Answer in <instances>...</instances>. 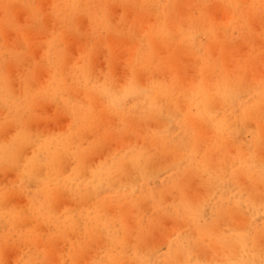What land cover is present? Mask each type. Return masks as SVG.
I'll use <instances>...</instances> for the list:
<instances>
[{"label": "rangeland", "instance_id": "obj_1", "mask_svg": "<svg viewBox=\"0 0 264 264\" xmlns=\"http://www.w3.org/2000/svg\"><path fill=\"white\" fill-rule=\"evenodd\" d=\"M40 1L9 0L6 8L11 10L10 17H2L0 11V63L7 62V73L8 69H13L15 78L8 73L13 85L21 73L9 66V62L21 59L27 70L24 75L30 73L28 67L38 64L41 57L38 60L36 57L45 50L41 46L46 44L40 36L45 38L51 32L59 34L60 39L52 48H46L45 59L52 70L62 69L54 87L58 93L57 104L42 98H38L39 104L30 97L19 99L16 95L14 98L0 78V121L9 114L19 121L28 120L30 126L26 133L29 142L22 148V166L11 169L0 159V195L3 196H0V264H106L105 260L115 252L123 254V264H240L248 258V254L242 257L245 252L239 246L240 236L251 239L246 249L251 250L254 257L246 264H264V210L250 209L247 204L251 191L256 193L257 201L264 200V134H260L250 120L252 113L261 111L264 114V94L251 88L247 80L258 83L264 77V0H98L96 17H92L95 32L90 28L89 17L76 12L77 17L64 21L49 13L48 0ZM44 5H47L46 11ZM29 6L38 10L32 29H28ZM74 6L80 9L79 4ZM87 9L81 11L90 14ZM89 9L91 11L92 6ZM185 18L193 19L195 25L186 31L184 40L188 28ZM21 20L23 22L18 23ZM156 20L159 29L155 36H146L148 27ZM26 34L32 39H28L29 43ZM70 38H73L71 42ZM67 40L73 45L80 43L76 48L77 57L75 51L70 52L73 45L68 48L71 45ZM154 40L175 53L169 69H163V61L154 50ZM87 43V63L80 64L79 54ZM159 52L162 51L157 49ZM34 54L36 57L32 59ZM248 54L255 57L252 67L246 71L241 84L228 83L227 96L216 94L219 92L216 90L215 93L210 87L208 91L213 92L209 99L197 94L190 103L178 101L173 105H179L178 109L192 116L176 113L172 118V112L163 114L160 128L169 147L151 149L154 151L149 154V168L139 171L127 163L115 175L105 178L95 174L112 153L133 160L141 156V148L149 147L148 136L159 124L146 125L137 119L150 105H153L154 113L158 110L155 94L141 88L148 77L165 81L173 75L186 85L206 78L216 84L219 67L233 68L236 61ZM194 57L199 62L197 66ZM130 58L141 72L137 84L127 87L119 96H110L109 82L116 87L121 81L128 80ZM74 63L75 67L71 68ZM36 72L30 77L31 92L43 88L40 83L45 81L39 77L46 80L45 74L40 73L42 69ZM71 83L90 87L108 99L113 108L123 111L126 116L132 115L133 130L116 137L114 134L109 136L118 127V118L113 114L102 115L100 128L107 137L91 152L97 117L83 97L72 94ZM176 91L180 96L186 92ZM39 107H49L51 114L44 108L41 113ZM191 118L211 123L210 130L202 132L205 127L199 122L192 127ZM233 121L237 123L229 128L227 122ZM36 123L40 124L41 131ZM67 123L71 126L67 127ZM168 127L169 131L164 132L163 129L168 130ZM215 134L227 141L216 143L217 148L211 156L213 163H221L225 157L228 161L223 166L228 172H223L225 176L214 184H205L202 175L212 173L213 178L215 175L214 168L205 171L200 149L214 143ZM83 147L89 148L84 156L80 152ZM38 148H41L38 152L40 161L47 160L50 153H58L60 158L59 171L51 177L54 180L52 193L44 168L33 174L23 170L26 160ZM252 155L254 158L246 162L245 159ZM188 161L190 164L186 166ZM241 163H248L251 178L243 171L241 173L245 168ZM76 166L80 170L72 174ZM232 171L237 172L229 179ZM60 174L66 178L63 182L55 179ZM254 178L258 181H253ZM60 193H63L62 207L55 199ZM185 202L190 210H184ZM62 208H67L70 216H63ZM238 219H242L240 223ZM74 238L83 241L75 252L70 250Z\"/></svg>", "mask_w": 264, "mask_h": 264}, {"label": "bare ground", "instance_id": "obj_2", "mask_svg": "<svg viewBox=\"0 0 264 264\" xmlns=\"http://www.w3.org/2000/svg\"><path fill=\"white\" fill-rule=\"evenodd\" d=\"M41 1H43V0H41ZM142 1L144 2L145 0H142ZM6 2L8 4H10L9 3V0H0V11L2 13L1 14L2 17H10L9 13H10L11 10H9V9L6 8ZM45 2H47V1H45ZM97 2H98V0H62V1H59V0H48L49 10H50L49 13L55 15V17H60V18L64 19V21H67L71 17H77L76 16V12H79V14H82V15H85L86 17H89L90 23L92 25V26H90V28H91L92 32H95V29H94L95 21H92L93 20L92 17H96V11H95V9H96ZM37 3H38V1H37ZM76 3L80 5V9L79 8H75L74 5ZM46 6L47 5L42 6V7H44V10L46 9L45 8ZM90 6H92L91 11L89 9ZM87 7H88V9L86 11L88 13L90 12V14H86V13H83L81 11V10L87 8ZM29 8H30V10L27 13L28 14L27 15V18H28V21H29L28 22L29 23L28 29H32L33 28V24H36L35 19L37 17H34V15L35 16L38 15V10L36 8H34L33 6L32 7L29 6ZM44 10H43V12L46 11V10L45 11ZM23 15H25V13ZM23 15H22V17H23ZM14 17H15V14H14ZM187 17H191V16H187ZM18 18L20 20V17H17V20H18ZM3 22H4L5 25H8V22H6V21H3ZM19 22L22 23L23 21L21 20V21H18V23ZM185 22H186V26H188V28L184 32V37H183L184 40L186 39V31L190 27H192L193 25H195V21L193 19L191 20L189 18H185ZM48 23H49V21H48ZM85 26H86V24H85ZM49 27H50V25H49ZM58 27H60V26H58ZM158 29H159V25L157 24V20H156L153 23V25H150V27H148L145 35L148 36V37H154L155 34H156V32L158 31ZM23 31H24V29H22V32ZM31 34H33V33H31ZM50 34L49 35H46L45 38L43 36H40V38L43 40L42 43L43 44H46V45L45 46H41V45H43L42 43H41V45L40 44L39 45L41 47H43V49L45 47V50H43V52H42L43 54H41V56L36 57V54H34V56H32V59H34L33 57H36L37 60H38L39 57H41V58H40V61L39 62L37 61L38 64L37 63H34V64H32L31 66L28 67V69L30 70L29 72L31 74L28 73L27 75H24L25 74L24 72H26L27 70H24L25 68H24V65H23V62H22L21 59H17V61H13V62L10 61L9 62L11 64L9 66H12L15 69H18V71H19L18 73H21V76L18 79L15 80L16 81V85L15 84L14 85L16 87L13 85V79L11 78L12 73H13V69L12 70L11 69H8V70H10V71H8V73L11 72V74H10L11 76H9L8 73H7V69L5 67V65L7 64V62L6 61H3V63H0V78L4 82L7 91L10 94H14L12 97L15 98L16 95H19V99L29 98L30 97L31 100H33V102L35 104H39L38 98H42V99L50 100L49 102H51V103L57 104L58 93H57L56 88H54V87L56 85V81H57L58 76H60V72H61L62 69L57 68V69L52 70L50 68L49 64L47 63L45 57L48 55V53L46 52V50L49 49L50 47L52 48L53 47L52 45L55 42L59 41L57 39H60V37H59V34L54 35L55 34L54 32H51ZM19 35H17V36H19ZM10 36H12V35H10ZM27 37L28 36L26 34L25 39ZM32 37H33V35H32ZM20 38H19V40H20ZM40 38L38 40H40ZM28 39H29V37L27 38V41H28ZM72 39L73 38H70L69 39V42H71ZM7 40H8V38H7ZM14 40H16V39H14ZM29 40L32 41L31 38ZM5 41H6V39H5ZM30 41H28V43ZM67 42H68V40H67ZM69 42H68V44L71 45V46L68 47V48H71L72 45H73V43H69ZM8 43H10L9 40H8L7 44ZM78 43H79V41H78ZM30 44H29V46H30ZM35 44H37V43H35ZM39 45H37V47ZM77 45H80V43L77 44ZM77 45H73V47L75 46V48L72 47V50L70 49L71 50L70 52L75 51L74 53H76L77 52L76 51ZM81 46H82V44H81ZM10 47H11V45H10ZM31 47H32V45H31ZM31 47L29 48V50L32 49ZM35 47L36 46H34V50H36ZM86 47H88V43H87V45L85 47H83V50H81V53L79 54V58L78 59L80 60L82 58V61H81L80 64L87 63L89 49H86ZM155 47H157V48H155ZM79 49H81V48L79 47L78 48V51H79ZM157 49L159 51H162V52L161 53L160 52L157 53ZM154 50H155V53L163 61V69L164 70L165 69H169V67H168L169 64L170 65L173 64V61L175 60V53L170 49V47H164L163 44L161 42L157 41V40H154ZM40 51L41 50H39V52ZM39 52L37 51V54H39ZM112 55L114 56V54H112ZM74 56L77 57V53H76V55L74 54ZM25 59H28V58L26 57ZM30 59H31V57H30ZM194 59H195V61H194L195 62V66H197L199 62H198V60L195 57H194ZM254 60H255L254 55L253 54H248L241 61H239V60L236 61V63H235V65H234L233 68L228 69V67H223V66L219 67L218 68V77H219V79H218V81H217L216 84L210 83V81H208V79H206V78H204L202 80H199V81L191 82V83H189V84L186 85V84H184L181 81V79H179L178 77L173 76V75H171L170 77H168V79L165 80V81L156 79V78H154L152 76L148 77L147 80L145 81V83L141 86V88L144 89L146 92H153L155 94V102L158 105V110H156L155 113H154L153 112V109H154L153 108V105H150L149 108H147L146 110H144V111H142V112L139 113L137 119L140 120L142 123H144L146 125H148V124H150L152 122H154V123L157 122L159 124L156 128H154L155 132L151 133L148 136V145H149L148 148L149 149L148 148L147 149L141 148V152H142L141 156L138 157V158H135L133 160H127L126 157L122 156L121 154H114V153H112L109 156L110 159H108V162L106 164H104L103 166H100L99 169L96 171L95 174L96 175H99V176H102V177H105V178L108 177V176H110L111 174H114L115 175V174H117V171L118 172H121L119 169L120 168H123L124 169V167H125V165L127 163H131L133 165V167L135 169L139 170V171H142L145 168H149L151 166L149 164V162L151 160L150 157H149L150 151H154V149H159V148H163V147H169L168 141H167L168 139H167L166 136H162L163 131L160 128V124H161L160 121H161V117L163 116V114H167L168 115L170 112H172L173 113L172 114V118L175 117L176 113H179L182 116H192V115H189L188 112H184L183 110L178 109V106L179 105H176L175 107H173V105L175 103H177L178 101H179V103H183V102H189L190 103L192 101V99L197 94L205 97V100L206 99H209L210 98V94L213 92V91H211V92L208 91V88H210V87L213 88V89H215L214 92L216 90L219 92V93H216L215 92L216 94L221 95V96H224V97L227 96L228 95L227 92H228V90L230 88V85L228 83H230V84H236V85L241 84V82L243 81V79L246 78V76H245L246 71H249V68L252 67L251 64L253 63ZM222 61H225V59H224L223 56H222ZM24 64H26V62ZM75 64L76 63L70 65V67L71 68H74L75 67L74 66ZM87 65L89 66V64H87ZM128 65L130 66V67H128V70H129V78H128V80H126L124 82L121 81L120 84H118V86H116V87H114L111 84V82L108 83L109 86H110V89H109V95L110 96H119V95H121L122 93L125 92V90H126L127 87L137 84V82H138V78L137 77L139 76V73L141 74V72L134 65V59L133 58L132 59L131 58L128 59ZM39 69H42V72H40L41 74L44 73L46 75L45 76L44 74H42V76L44 75L43 77H46V80H43V78L41 79L39 77V79L42 80V82L45 81L43 83H40V85L43 84L42 85L43 88L40 89V90H38V91H36V92H31L32 83L30 82V77H32V74L35 73ZM20 70H23V71H20ZM204 73L206 74V69L204 70ZM41 74H40V76H41ZM14 75H15V73L13 74V76ZM37 77H38V75H37ZM73 77L75 78L76 77V74H73ZM13 78H15V77H13ZM258 78L259 77H257V79ZM261 79H262V77H261ZM247 80H248V85L251 88H254V89L256 88L257 90L262 91L263 94H264V77H263V80L260 81V82H258V83L253 82V80H249V79H247ZM15 81H14V83H15ZM117 81H119V80H117ZM176 89L182 90V91H186V92H185V94H183L182 96H180L179 91H176ZM71 92H72V94H74L78 98H82L83 97L87 101V103L90 105V108L96 114L97 120H96V124H95V127H94L95 136H94V141L92 142V145H91V152L95 151L100 146V144L102 142V139H104L105 137H107L105 135L104 129L100 128L101 127L100 122L102 120V118H101L102 115H105V114H113V115H116L117 118H118L117 119V123L119 125H118V127L115 130L111 131V133H110L109 136H111L112 134H114L115 137H116V136H119V135L124 134L125 132H128L130 130H133V126H132V124L130 122L131 120H133L132 115L126 116L123 113V111L113 108L111 106L110 101L108 99H106V98L98 95L90 87H88L86 85L81 86L78 83H71ZM118 93H120V94H118ZM207 93H209V94H207ZM39 108H42V107H39ZM43 108L46 109L45 107H43ZM43 108L41 109V113H43V111H42ZM100 108H101V112H100ZM48 109L50 111V108L49 107H48ZM48 109H46L47 111L45 110V112H47V114L48 113L51 114L48 111ZM42 115H44V114H42ZM218 115L221 118H223V119L225 118V116L222 113H218ZM51 116H53V115H51ZM115 118L113 119L114 121H115ZM53 120H54V118H53ZM250 120L256 124L259 133L260 134H264V114L261 111H257L255 113H252L250 115ZM190 122L192 123V127H194V128L197 126L198 122L201 123L205 127V128H203L201 130L202 132H205L206 129H209L208 127L211 125V123L204 122V121H200V120H196L194 118H191L190 119ZM236 123H237V121L227 122V125L230 128V127H232ZM37 124H39V123H36V125ZM110 124H111V122H110ZM34 125H32V127H35ZM39 126H40V124L38 125L37 128H40ZM70 126L71 125L69 123H67V127H70ZM29 128H30V126H29L28 120H21V121H19L18 119L10 116L9 114L7 115V117L5 118L4 121H0V159L3 160L6 163V165H7L8 168H11V169L17 168V169H19L22 166V161H23V151H22V148L24 147V145H26L29 142L28 137H26L27 136L26 133H27V131H28ZM163 130H164V132L167 133L169 131V127H168V130L165 129V128ZM40 131H41V128H40ZM34 132L35 133H38L37 131H33V133ZM89 132H90V134H92V132L90 130H89ZM202 132H200V135H202ZM132 133H133V131H132ZM200 135L198 137V142L199 143L202 142V139H201ZM216 136H217V138H216V141L214 143L212 141L211 142L212 144L209 143L208 144L209 146H206L203 150L200 149L201 153L203 154L202 156L204 158V166L206 167V170L205 171H210V168L211 169L214 168L213 175H215V178H213L212 173L207 174L206 176L205 175H202L203 178H204L205 184H208V183H213L214 184L215 182L219 181L220 179H222L225 176V175H223V172H228L227 169L223 166V165H227V161H228L225 157L222 158V162L223 163L222 162L221 163H218V164L213 163V160H212V157L211 156H212V152L214 151V149L217 148L216 143H219V144L220 143H226V141H227V140L220 139L218 135H216ZM111 142H113V140H111ZM139 144L140 143H138V145ZM107 145H108V142H107ZM152 148H154V149L151 150ZM199 148H201L200 145H199ZM40 150H41V148H38L37 151L34 153V155L31 158H29V159L26 160L25 165L23 167V170H24V172L26 174H33L35 172L38 173L42 168H44L45 174H46V176L48 177V179L50 181V193H52V191H53L52 184L54 183V180L51 177L54 176L55 174H57V172L59 171L60 158L58 157V153H50L46 157L47 160L40 161V159H39L40 156H38V152ZM88 150H89L88 147H83L80 150V152L84 156V155L87 154ZM162 152L164 153V151H162ZM156 153L154 152V154H156ZM158 156H159V154H158ZM239 157L241 158V156H239ZM253 158H254V156L253 157L248 156L245 159V161L249 163V161L252 160ZM102 159H104V158H101V160ZM152 160H154V159L152 158ZM158 160L159 159H156L155 161H158ZM167 160H169V158ZM102 161H100V163ZM155 161H154V163H155ZM237 161H239V160H237ZM248 163H246V165H244V163L243 164L241 163L245 167L244 169L241 168V169H243V170H241V173L243 171V173L245 175H247V176H249L251 178L250 172H248ZM189 164H190V162L188 161V164L186 166H189ZM1 169L2 168H0V170ZM79 170H80L79 167L76 166L72 170V174L77 173ZM195 171H199V173H201L200 170H193V172H195ZM236 172H233V171L232 172H229L230 177H228V178L231 179L235 175ZM260 174H261V172H260ZM55 179H56L57 182H59V181H62L63 182L66 178L62 174H60L58 176H55ZM253 181L257 182L258 180L254 178ZM263 183H264V181L262 182V184ZM250 187H251V185H250ZM250 194H251V197H249V199H247V204H249L250 209L251 208L252 209L258 208V209H263L264 210V200H262L263 198L260 201H257L255 199L256 193L254 191H251ZM0 196L3 198L2 195H0ZM61 198H63V193L58 194L56 196V198H55L56 200L60 201L59 202V204H60L59 207L61 205L63 206V204H61ZM211 200L212 199H210V201ZM187 203L188 202H185L184 205H183V208H184L185 211L186 210H190V207L187 205ZM15 204L18 205L19 203L18 204L15 203ZM204 205H206V204H204ZM183 208H182V210H183ZM195 208L199 209L200 207H195ZM250 209H249V212H250ZM60 211L63 214V216H65V217L70 216L69 213H68L67 208H65V209L62 208ZM244 212L247 213L246 211H244ZM238 216L240 217V214ZM226 218L227 217H225L224 219H226ZM242 219H238V222L240 223V221ZM239 223H238L237 226H239ZM96 225L99 226V223L97 222ZM221 225H223V224H220V226ZM191 226H192V224L190 225V227ZM234 228H235V226H234ZM241 230H242V228H241ZM87 233L89 234V236H91L89 229H88ZM210 235H212V234H210ZM194 236H195V234H194ZM202 236H203V234H202ZM238 240H239V244H240L239 246H241V248H242V252L243 253L245 252L242 255V257H244L245 255L248 254L247 260L245 262H243V263H240V264L249 263L250 261H252L251 258L254 257V253L251 252V250L246 249V244H247V242H250L251 239L248 238V237L245 238V236H243V237L240 236V237H238ZM204 241H206L205 238H204ZM70 243H71V249L70 250H74V252H75L77 246H79L80 244H83V241L82 242H78V239L77 238H74V240L72 239ZM210 245L211 244H209V246ZM223 245H225V241H223ZM205 247L206 246L204 245V248ZM215 247L218 248V246H215ZM217 248H215V251H216ZM211 250L213 252V248H211ZM197 251H199V250H197ZM250 252H251V254H249ZM115 255H112V254L109 255L108 256V259L105 260L106 264H123L125 262V259H123V254L121 252H117V253L115 252ZM105 256H107V254H105ZM177 256H179V253L177 254ZM180 257H182V256H180ZM192 257L194 259V255ZM138 258H139V256H138ZM180 260H181V262L183 261L182 259H180ZM232 260H233V258H232Z\"/></svg>", "mask_w": 264, "mask_h": 264}]
</instances>
